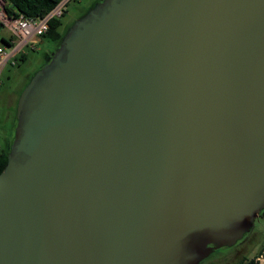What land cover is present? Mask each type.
I'll use <instances>...</instances> for the list:
<instances>
[{
  "label": "water",
  "instance_id": "obj_1",
  "mask_svg": "<svg viewBox=\"0 0 264 264\" xmlns=\"http://www.w3.org/2000/svg\"><path fill=\"white\" fill-rule=\"evenodd\" d=\"M263 211L264 0H100L17 97L0 264H199Z\"/></svg>",
  "mask_w": 264,
  "mask_h": 264
},
{
  "label": "rangeland",
  "instance_id": "obj_2",
  "mask_svg": "<svg viewBox=\"0 0 264 264\" xmlns=\"http://www.w3.org/2000/svg\"><path fill=\"white\" fill-rule=\"evenodd\" d=\"M100 0H68L64 6L61 17L62 26L59 28L61 38L71 27L75 20L89 10ZM0 0V8L5 4ZM1 15L3 13L1 12ZM4 26V25H3ZM11 32L4 26H0L1 36L7 38ZM35 44L25 45L15 53L12 58L16 64L8 61L0 70V145L8 146L17 97L30 76L51 56L55 51L54 45L47 37H33ZM20 53L24 54L23 59ZM8 138V139H7ZM264 240V211L253 219V226L246 236L232 246L223 247L212 252L199 264H239V261L255 258L258 264H264V249L261 243ZM261 249V251H260ZM259 251V253H257Z\"/></svg>",
  "mask_w": 264,
  "mask_h": 264
},
{
  "label": "trees",
  "instance_id": "obj_3",
  "mask_svg": "<svg viewBox=\"0 0 264 264\" xmlns=\"http://www.w3.org/2000/svg\"><path fill=\"white\" fill-rule=\"evenodd\" d=\"M59 1L60 0H5L6 3L3 5L2 10L4 11L5 15L11 19L17 18L19 15H23L25 17H32V18L43 17L49 14V12L55 7V5ZM62 16L63 14L59 18L50 17L48 19L47 31L42 35H40L41 38L47 37L50 40V42L54 45V50L57 49L61 41V33L59 32V28L62 26V21H61ZM0 26H3L1 20H0ZM13 39L14 36L10 35L7 38L2 37L1 41L4 45L10 46ZM20 56L23 59L24 54L20 53ZM14 64H16V62ZM8 151H9V143L8 146L5 148L4 145H0V171L4 168L6 164ZM261 249L262 250L264 249V240L261 243ZM257 253H259V251ZM239 264H258V263L254 257L250 259H246L245 257H243L239 261Z\"/></svg>",
  "mask_w": 264,
  "mask_h": 264
},
{
  "label": "built area",
  "instance_id": "obj_4",
  "mask_svg": "<svg viewBox=\"0 0 264 264\" xmlns=\"http://www.w3.org/2000/svg\"><path fill=\"white\" fill-rule=\"evenodd\" d=\"M68 0H60L55 7L49 12V14L43 17H25L19 15L17 18H8L2 8L0 9V20L11 31V35L14 36L10 46L0 43V70L7 63H15V59L12 56L19 52L25 45L35 44L33 37L40 36L48 29V19L50 17L59 18L64 13V6ZM1 12L3 15H1Z\"/></svg>",
  "mask_w": 264,
  "mask_h": 264
},
{
  "label": "flooded vegetation",
  "instance_id": "obj_5",
  "mask_svg": "<svg viewBox=\"0 0 264 264\" xmlns=\"http://www.w3.org/2000/svg\"><path fill=\"white\" fill-rule=\"evenodd\" d=\"M97 3V2H96ZM13 121H14V119H13ZM11 130H12V128H11ZM10 136V135H9ZM8 139V138H7ZM11 139H12V132H11V136H10V139H9V141H11ZM8 141V143L10 144V142Z\"/></svg>",
  "mask_w": 264,
  "mask_h": 264
},
{
  "label": "crops",
  "instance_id": "obj_6",
  "mask_svg": "<svg viewBox=\"0 0 264 264\" xmlns=\"http://www.w3.org/2000/svg\"><path fill=\"white\" fill-rule=\"evenodd\" d=\"M5 26V25H4ZM4 26H2V27H4ZM6 27V26H5ZM7 28V30H9L10 31V29L8 28V27H6ZM11 32V31H10ZM3 36H1V38H2Z\"/></svg>",
  "mask_w": 264,
  "mask_h": 264
}]
</instances>
